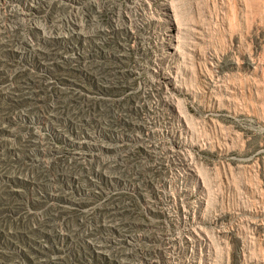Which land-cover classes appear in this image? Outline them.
Returning a JSON list of instances; mask_svg holds the SVG:
<instances>
[{"label": "rangeland", "instance_id": "374dc122", "mask_svg": "<svg viewBox=\"0 0 264 264\" xmlns=\"http://www.w3.org/2000/svg\"><path fill=\"white\" fill-rule=\"evenodd\" d=\"M116 1L140 42L110 3L0 0L29 8L0 37V264H125L132 234L150 264H264V0ZM72 13L100 29L67 33ZM149 124L178 151L106 162L97 145ZM153 222L206 240L164 251Z\"/></svg>", "mask_w": 264, "mask_h": 264}, {"label": "bare ground", "instance_id": "6f19581e", "mask_svg": "<svg viewBox=\"0 0 264 264\" xmlns=\"http://www.w3.org/2000/svg\"><path fill=\"white\" fill-rule=\"evenodd\" d=\"M95 1L98 4V6L106 7L110 3L111 4L110 7H112L113 9L115 8L116 23L111 28L113 31H122L127 37H132V39L134 41H137V42L141 41V39L139 37V33H142V30L144 29L145 26L143 23H136L134 21V19H133L134 15L130 14L131 11L128 10V8L123 7L116 0H95ZM132 1L133 2H139V0H132ZM135 4H137V3H135ZM171 4H169V2H163L162 3V10H163L164 16H165L164 19L166 20L167 25H168V28H167L168 32L167 33L170 37L169 47H167L168 49H166L164 52L165 56L166 55L171 56V55L175 54L177 52V50H179V47H180L179 18H178V15L176 13L177 11L175 10L176 8H174L175 6L173 7L174 4L173 5H171ZM101 7H99V8H101ZM28 11H29L28 5H26L24 3H19L13 9V11L10 14H6L4 11L1 10L0 11V37H2L1 34H3L4 32H6L10 29L9 27L12 28L13 26L23 25L24 21L28 20V18H27ZM10 19H16V24L15 25L10 24L9 23ZM65 24L68 26L66 29V32L72 33V34L85 32L91 26H92V29L93 28L94 29L95 28L100 29L99 24H98V20L96 19L95 16L82 17V16H79L75 13H72L71 15H69L67 17ZM7 26H9V27H7ZM34 27H35V25H33V26L30 25V26H28V30L31 32V30H33L32 28H34ZM43 30H44V27H43ZM88 32H90V31H88ZM140 63H139V65H137V66H139L138 69L141 66ZM162 77H164V75ZM173 111L175 112L174 114L176 116H178L179 118L182 117V113L179 109H175V110L173 109ZM185 130H186V132L189 131L188 128H186ZM167 140H169V139H166V137L164 135L163 136L161 135V132H159V129L156 127L155 124H153V125L149 124L148 126H144V125L138 126L136 133L128 134V135H116V137L113 138L112 141L108 142V145L99 144V145H97V148L100 150H104L103 153L106 155L105 157L109 159V160H106V162H108L111 166H114L113 162H115V163L122 162L125 155L136 150V148L144 149L146 152H155V154L157 153L158 155H160L161 153L163 154V153H170V152L178 151L175 148H173V147H176V145L172 144L173 147H172V145L170 146L167 143L168 142ZM160 148H162L163 151H161ZM105 149H108V150H105ZM180 164L184 168L187 169L188 159L186 156H183V158H181ZM188 194H189V192L186 191L185 192L186 197L188 196ZM183 214H184L183 217L185 220L188 217V214H190V212H189V210H187V211L184 210ZM184 220H183V222H184ZM150 229H152L150 231L152 233V235H150V236L154 237L155 239H157L161 242V245H162L161 249H163L164 251L167 249V247H169V248L177 247L179 240H180L179 242H182V241L185 242V246H187L189 244L196 245V244L201 243L202 241L206 240V237H204L199 232V228H197V227L196 228L183 227V228H180L179 230H177L176 233H174V232H172L171 228H164L161 225H159L158 223L153 222L149 228H146L144 230L146 232ZM140 237H141L140 234L130 235L131 239H128L129 244L127 243L128 251H127V254H125V256H124L125 264H150L143 258L144 256L140 257L139 254H137L138 249H137V245H136V240L139 239ZM163 242H164V244H163ZM157 251H158V257H159V259H157V262H158L157 264H165V262L163 260L164 255L163 256L160 255V253H162V252H160L159 250H157Z\"/></svg>", "mask_w": 264, "mask_h": 264}]
</instances>
